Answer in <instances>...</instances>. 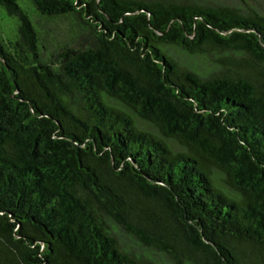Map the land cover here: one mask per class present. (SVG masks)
Masks as SVG:
<instances>
[{
	"label": "trees",
	"instance_id": "obj_1",
	"mask_svg": "<svg viewBox=\"0 0 264 264\" xmlns=\"http://www.w3.org/2000/svg\"><path fill=\"white\" fill-rule=\"evenodd\" d=\"M264 264V14L0 0V264Z\"/></svg>",
	"mask_w": 264,
	"mask_h": 264
},
{
	"label": "rangeland",
	"instance_id": "obj_2",
	"mask_svg": "<svg viewBox=\"0 0 264 264\" xmlns=\"http://www.w3.org/2000/svg\"><path fill=\"white\" fill-rule=\"evenodd\" d=\"M200 3H225L228 5H238L244 6L247 3L249 6L257 9L260 13L264 14V0H188ZM125 243L127 248L135 251L136 254L143 257H150L156 264H166V258L160 253L150 251L138 243H136L132 238L125 237Z\"/></svg>",
	"mask_w": 264,
	"mask_h": 264
}]
</instances>
